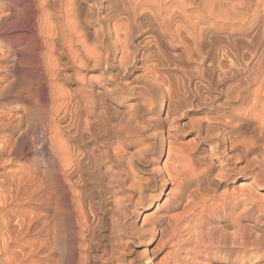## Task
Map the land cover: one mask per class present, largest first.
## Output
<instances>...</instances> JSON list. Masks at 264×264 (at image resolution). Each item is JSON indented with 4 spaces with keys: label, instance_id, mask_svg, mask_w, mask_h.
Listing matches in <instances>:
<instances>
[{
    "label": "bare ground",
    "instance_id": "obj_1",
    "mask_svg": "<svg viewBox=\"0 0 264 264\" xmlns=\"http://www.w3.org/2000/svg\"><path fill=\"white\" fill-rule=\"evenodd\" d=\"M0 35V264H264V0H0Z\"/></svg>",
    "mask_w": 264,
    "mask_h": 264
},
{
    "label": "rangeland",
    "instance_id": "obj_2",
    "mask_svg": "<svg viewBox=\"0 0 264 264\" xmlns=\"http://www.w3.org/2000/svg\"><path fill=\"white\" fill-rule=\"evenodd\" d=\"M2 2V1H1ZM3 37V36H2ZM1 35H0V38H2ZM2 43V44H1ZM5 46V47H4ZM9 46V47H8ZM6 48H9L10 50H15V44L10 42L9 40H6V39H3V41L1 40L0 41V49H6ZM30 133H26V140L29 139L30 140V137H32L31 135V130L29 131ZM27 135H29L27 137ZM1 137L2 136H7V134L3 133L2 135H0ZM190 140V138H186V141ZM32 154V153H31ZM166 154V152H165ZM31 156H35L34 154H32ZM164 160V157L162 158V161ZM19 160L15 161L14 164H19L18 162ZM237 184H241V183H237ZM169 189H171V186H166V189L164 191V193L161 195L160 199L158 200V202L161 204L164 200H165V196H166V193L169 191ZM220 190L222 191V188L219 189V192ZM153 210H155V207H153V209L151 211H148V212H145L143 214H141V217L137 222L136 224L139 226L141 224V220L143 219V217L145 215H149L151 212H153ZM163 251V252H162ZM159 252V254L157 255V260H159L161 257H163V255H165V252L166 250H162ZM165 251V252H164ZM164 253V254H163ZM160 257V258H159Z\"/></svg>",
    "mask_w": 264,
    "mask_h": 264
}]
</instances>
